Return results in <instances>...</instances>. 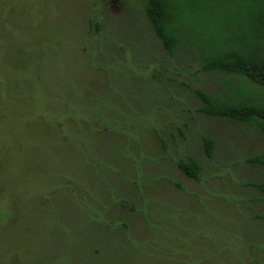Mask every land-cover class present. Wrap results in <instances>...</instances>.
Listing matches in <instances>:
<instances>
[{
	"label": "rangeland",
	"instance_id": "374dc122",
	"mask_svg": "<svg viewBox=\"0 0 264 264\" xmlns=\"http://www.w3.org/2000/svg\"><path fill=\"white\" fill-rule=\"evenodd\" d=\"M144 1L0 0V264H264V134L196 111L240 84Z\"/></svg>",
	"mask_w": 264,
	"mask_h": 264
},
{
	"label": "trees",
	"instance_id": "16d2710c",
	"mask_svg": "<svg viewBox=\"0 0 264 264\" xmlns=\"http://www.w3.org/2000/svg\"><path fill=\"white\" fill-rule=\"evenodd\" d=\"M144 14L167 54L183 46L195 55L202 72L219 71L239 82L237 95L221 97L189 87L200 101L196 111L264 134V0H145ZM202 145L210 157L213 141L202 137ZM245 162L264 168V147ZM175 164L188 177L199 178L194 159H177ZM248 185L264 193V179Z\"/></svg>",
	"mask_w": 264,
	"mask_h": 264
}]
</instances>
